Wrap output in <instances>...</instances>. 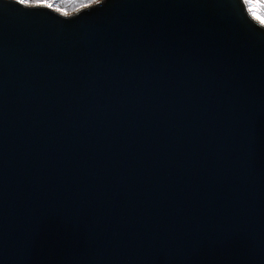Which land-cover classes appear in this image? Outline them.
<instances>
[{
    "label": "water",
    "instance_id": "95a60500",
    "mask_svg": "<svg viewBox=\"0 0 264 264\" xmlns=\"http://www.w3.org/2000/svg\"><path fill=\"white\" fill-rule=\"evenodd\" d=\"M0 264H264L244 0H0Z\"/></svg>",
    "mask_w": 264,
    "mask_h": 264
},
{
    "label": "rangeland",
    "instance_id": "374dc122",
    "mask_svg": "<svg viewBox=\"0 0 264 264\" xmlns=\"http://www.w3.org/2000/svg\"><path fill=\"white\" fill-rule=\"evenodd\" d=\"M53 2H54V0L53 1L50 0L51 4ZM58 2H64L65 5H63V7H62L61 5H59V3L56 2V3L52 4L51 8H53L55 10H57L59 8V9H61V11H58V12L63 13V14H64V12H67L68 14H70V13H73L74 11H76L77 9H79L80 7H85V6H80V7L73 8L72 7V3L73 2L72 1H68V0H58ZM92 3L93 2H89V3L84 4V5H89V4H92ZM255 4H256V8L258 10V14L264 15V7H263L264 6V0H253V4L252 5L255 6ZM28 5H45V6H47L46 4H43V3H36L34 0H33L32 3H30ZM246 5H247L248 8L251 6L249 4H246Z\"/></svg>",
    "mask_w": 264,
    "mask_h": 264
},
{
    "label": "snow or ice",
    "instance_id": "6c2138e0",
    "mask_svg": "<svg viewBox=\"0 0 264 264\" xmlns=\"http://www.w3.org/2000/svg\"><path fill=\"white\" fill-rule=\"evenodd\" d=\"M20 4H30L33 2V0H17ZM36 3H43L46 4L48 7H52V4L50 3V0H35ZM93 3H100L101 0H92ZM246 4L252 5L253 0H245ZM86 6V5H82ZM57 11H61V9H57ZM249 13L253 16L254 19L260 22L261 26H264V15L258 14V10L255 6H250L248 8ZM65 15H67V12H64Z\"/></svg>",
    "mask_w": 264,
    "mask_h": 264
},
{
    "label": "trees",
    "instance_id": "16d2710c",
    "mask_svg": "<svg viewBox=\"0 0 264 264\" xmlns=\"http://www.w3.org/2000/svg\"><path fill=\"white\" fill-rule=\"evenodd\" d=\"M35 1V0H34ZM53 1V0H52ZM68 1H72L73 3H72V7L73 8H75V7H80V6H82V5H84V4H87V3H89V2H92V0H68ZM59 3V5H61L62 7H63V5H65V3L64 2H58V0H54V2L52 3V4H54V3ZM251 6H253V5H251ZM255 7H256V4H255ZM264 7V6H263Z\"/></svg>",
    "mask_w": 264,
    "mask_h": 264
}]
</instances>
